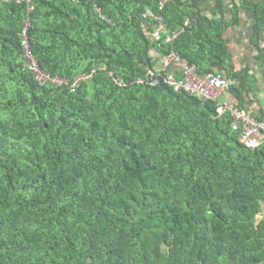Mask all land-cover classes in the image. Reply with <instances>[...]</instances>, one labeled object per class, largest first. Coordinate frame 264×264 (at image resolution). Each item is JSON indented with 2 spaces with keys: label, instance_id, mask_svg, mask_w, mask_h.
I'll return each mask as SVG.
<instances>
[{
  "label": "trees",
  "instance_id": "16d2710c",
  "mask_svg": "<svg viewBox=\"0 0 264 264\" xmlns=\"http://www.w3.org/2000/svg\"><path fill=\"white\" fill-rule=\"evenodd\" d=\"M203 2L0 0V264H264V144H240L213 101L138 82L175 53L235 79L244 109L224 42L238 7L226 21L225 0L214 17ZM242 7L264 62V4ZM149 10L175 41L149 36ZM26 21L37 66L66 84L26 66Z\"/></svg>",
  "mask_w": 264,
  "mask_h": 264
},
{
  "label": "built area",
  "instance_id": "2783aa9c",
  "mask_svg": "<svg viewBox=\"0 0 264 264\" xmlns=\"http://www.w3.org/2000/svg\"><path fill=\"white\" fill-rule=\"evenodd\" d=\"M171 1L172 0H159L160 9H163L166 4ZM18 2L26 3L28 12L32 11V0H18ZM147 17L159 23V28L152 34V38L155 41H162L164 36L167 38L166 41L168 42L174 41L177 38V35L169 36L167 34L162 18L156 16L154 12L149 11ZM28 28L29 21H26L22 33L25 56L28 60L26 66L33 69L35 79L40 84H45L48 81L60 85L66 84L65 79L54 77L37 66L29 50V41L26 37ZM79 80H81V78H79ZM138 81L154 86L163 82L172 87L175 91H186L192 95L201 96L205 101H213L216 105V113L218 116H222L226 113L230 115L232 119L231 128L239 132L238 141L240 144H243L247 149L251 150L261 149L263 147L264 121L258 119L255 115L245 112L244 109L238 108L226 95L229 87L236 83L235 79L229 78L219 72L201 76L196 72L194 65L173 53L168 56L160 57L158 70L149 68L147 81L143 79H139ZM120 85H122V83Z\"/></svg>",
  "mask_w": 264,
  "mask_h": 264
},
{
  "label": "crops",
  "instance_id": "0c3cea01",
  "mask_svg": "<svg viewBox=\"0 0 264 264\" xmlns=\"http://www.w3.org/2000/svg\"><path fill=\"white\" fill-rule=\"evenodd\" d=\"M242 1L264 4V0H225V20H230V9L238 7V26L230 27L224 34V42L229 53L227 68L235 71L247 68V76L252 92H244L243 108L245 112L255 115L264 121V62L259 59V50L252 43L253 25L251 12L242 7ZM214 0H204L200 9L214 17ZM261 50L264 52V34L261 39ZM226 74L227 70H222ZM228 99L235 104V98L229 91L226 92ZM236 105V104H235Z\"/></svg>",
  "mask_w": 264,
  "mask_h": 264
},
{
  "label": "clouds",
  "instance_id": "9594fccd",
  "mask_svg": "<svg viewBox=\"0 0 264 264\" xmlns=\"http://www.w3.org/2000/svg\"><path fill=\"white\" fill-rule=\"evenodd\" d=\"M5 1H10V0H5ZM159 1V0H158ZM173 1V0H172ZM17 2H18V0H17ZM18 3H24V2H18ZM26 4V3H25ZM26 7H27V5H26ZM159 10H162V9H160V5H159ZM28 11V10H27ZM150 11V10H149ZM148 11V12H149ZM147 12V13H148ZM147 13L146 14H144V18H146V19H150V20H152V21H155V20H153V19H151V18H148L147 17ZM156 14V13H155ZM156 16H157V14H156ZM159 17H161V16H159ZM162 18V17H161ZM104 20V19H103ZM162 22H163V20H162ZM155 23H156V25H157V28H156V30L154 31V33L157 31V29L159 28V23H157L156 21H155ZM164 24V23H163ZM164 26H165V24H164ZM166 27V26H165ZM166 30H167V28H166ZM154 33H152V34H154ZM152 34H149V36H151L152 37ZM167 34L169 35V32H168V30H167ZM176 35V34H175ZM170 36V35H169ZM174 36V35H173ZM177 37H178V35H177ZM166 37L164 36V39L163 40H165L166 41ZM154 40V39H153ZM162 40V41H163ZM176 40V39H175ZM174 40V41H175ZM155 41V40H154ZM40 69H41V67H39ZM149 68H152V67H148V70H149ZM153 69V68H152ZM159 69V66H156V69H154V70H158ZM43 71H45V70H43ZM45 72H47V73H49V74H51L52 76H54V77H60V76H56V75H54V74H52L51 72H48V71H45ZM35 77V76H34ZM61 78V77H60ZM62 79H64V78H62ZM140 79H142V78H140ZM147 79H148V75H147ZM147 79H143L144 81H147ZM139 82V81H138ZM46 83H48V82H46ZM45 83V84H46ZM49 83H53V84H56V85H60V84H58V83H54V82H52V81H49ZM140 83V82H139ZM121 84V83H120ZM148 84V83H147ZM151 85V84H150ZM152 86H154V85H152ZM228 91H229V89H228ZM230 100V99H229Z\"/></svg>",
  "mask_w": 264,
  "mask_h": 264
}]
</instances>
